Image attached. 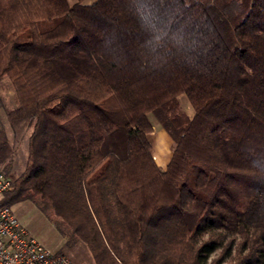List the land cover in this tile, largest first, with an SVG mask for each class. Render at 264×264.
I'll return each instance as SVG.
<instances>
[{
  "label": "trees",
  "instance_id": "1",
  "mask_svg": "<svg viewBox=\"0 0 264 264\" xmlns=\"http://www.w3.org/2000/svg\"><path fill=\"white\" fill-rule=\"evenodd\" d=\"M3 77L31 126L3 202L51 208L94 264H264V0H0Z\"/></svg>",
  "mask_w": 264,
  "mask_h": 264
},
{
  "label": "rangeland",
  "instance_id": "2",
  "mask_svg": "<svg viewBox=\"0 0 264 264\" xmlns=\"http://www.w3.org/2000/svg\"><path fill=\"white\" fill-rule=\"evenodd\" d=\"M73 3L74 0H68ZM93 0H85L90 3ZM181 106L189 114L192 112L191 105L185 95L178 97ZM18 105L17 98L13 86L7 77L0 79V138L5 137L8 150L5 162L7 163L11 173H18L23 169L27 156V140L31 132V126L26 121L10 122L6 112L16 108ZM152 146V154L158 165L164 168L166 160L170 157L172 151V139L167 132L159 125L154 124L153 131L149 134ZM12 208L18 218L26 225L28 230L46 246L53 250H60L68 255L74 264H94L92 256L86 246L78 241L76 243L67 242L63 232L67 231V226L60 221L51 208L41 209L30 200L15 203ZM211 230H209L210 232ZM209 232H204L199 239H206ZM223 234L222 243H226L229 239L236 236L231 232L224 230H215L214 235ZM233 252L227 255L226 259L231 257ZM220 257V249L218 248L207 259L206 264H216ZM224 264V263H223Z\"/></svg>",
  "mask_w": 264,
  "mask_h": 264
},
{
  "label": "built area",
  "instance_id": "3",
  "mask_svg": "<svg viewBox=\"0 0 264 264\" xmlns=\"http://www.w3.org/2000/svg\"><path fill=\"white\" fill-rule=\"evenodd\" d=\"M12 189V179L0 168V264H74L60 250L37 239L15 214L3 196Z\"/></svg>",
  "mask_w": 264,
  "mask_h": 264
},
{
  "label": "snow or ice",
  "instance_id": "4",
  "mask_svg": "<svg viewBox=\"0 0 264 264\" xmlns=\"http://www.w3.org/2000/svg\"><path fill=\"white\" fill-rule=\"evenodd\" d=\"M142 3H144L145 5L148 4V0H141Z\"/></svg>",
  "mask_w": 264,
  "mask_h": 264
},
{
  "label": "crops",
  "instance_id": "5",
  "mask_svg": "<svg viewBox=\"0 0 264 264\" xmlns=\"http://www.w3.org/2000/svg\"><path fill=\"white\" fill-rule=\"evenodd\" d=\"M170 158V157H169ZM169 158L166 160V162L164 163L165 165L167 164V162H168V160H169ZM158 164V163H157Z\"/></svg>",
  "mask_w": 264,
  "mask_h": 264
}]
</instances>
